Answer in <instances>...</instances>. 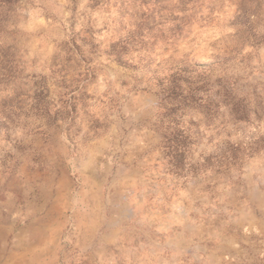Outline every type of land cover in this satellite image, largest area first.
Instances as JSON below:
<instances>
[{
  "label": "rangeland",
  "instance_id": "obj_1",
  "mask_svg": "<svg viewBox=\"0 0 264 264\" xmlns=\"http://www.w3.org/2000/svg\"><path fill=\"white\" fill-rule=\"evenodd\" d=\"M0 264H264V0H0Z\"/></svg>",
  "mask_w": 264,
  "mask_h": 264
}]
</instances>
